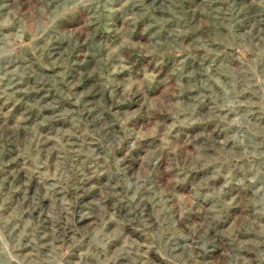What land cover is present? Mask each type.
<instances>
[{
	"label": "clouds",
	"instance_id": "1",
	"mask_svg": "<svg viewBox=\"0 0 264 264\" xmlns=\"http://www.w3.org/2000/svg\"><path fill=\"white\" fill-rule=\"evenodd\" d=\"M0 264H264V0H0Z\"/></svg>",
	"mask_w": 264,
	"mask_h": 264
}]
</instances>
